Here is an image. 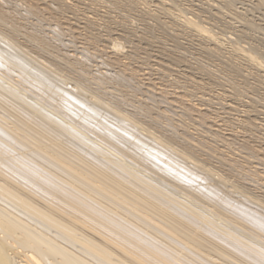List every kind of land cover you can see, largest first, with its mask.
Returning <instances> with one entry per match:
<instances>
[{
    "label": "bare ground",
    "instance_id": "1",
    "mask_svg": "<svg viewBox=\"0 0 264 264\" xmlns=\"http://www.w3.org/2000/svg\"><path fill=\"white\" fill-rule=\"evenodd\" d=\"M150 1L0 0V264H264V26Z\"/></svg>",
    "mask_w": 264,
    "mask_h": 264
},
{
    "label": "rangeland",
    "instance_id": "2",
    "mask_svg": "<svg viewBox=\"0 0 264 264\" xmlns=\"http://www.w3.org/2000/svg\"><path fill=\"white\" fill-rule=\"evenodd\" d=\"M147 1L149 2L150 0H147ZM153 1H154V0H153ZM156 1H157V0H155V2H156ZM187 1H188V2H187ZM191 1H193L194 4H193ZM196 1H197V2H196ZM204 1H205V0H202V1H201V0H195V1H194V0H190V1H189V0H186V1H185V0H181V3H184V4H182L184 7H187V6H188V7L194 8V9H197V8H198V11H200V10H201V7L204 8V4H202ZM213 1H214L215 3H218V2H219V0H213ZM233 1H234L233 4H234L235 7H236V5H238V6H237L238 9L235 8L236 11H238V12H242V11L244 10L243 13H240L241 16H242V18H247V16H248V17L250 16L249 19H251V16H252V19L254 18L253 20L251 19L252 21H255V23L259 22L258 24H260V26H264V25H263V24H264V23H263L264 21L261 20V22H260V19H263V20H264V15L261 14V12L264 11V7H263L262 9L259 8L261 12L258 11V10H259L258 8H257V10H256V7H255V5H256L255 3H258V2H260L261 0H252V1H251V0H242V1H239V0H238L237 2H236V0H233ZM255 1H256V2H255ZM150 2H151V1H150ZM150 2H149V3H150ZM195 2H196L197 4H196ZM235 2H236V3H235ZM238 2H239V3H238ZM261 2L263 3V6H264V1H261ZM149 3H148V5H149ZM237 3H238V4H237ZM241 3H242V6H244V8L241 6ZM245 3H246V5H244ZM187 4H188V5H187ZM190 4H192L193 7H192ZM195 4H196V5H195ZM199 4H201V7L199 6ZM248 5H250L249 8H254V7H255L254 9H251L252 11L254 10L253 13H252L251 10H248V9H249V8L247 7ZM138 6H140V7H138ZM166 6H169V5H166ZM251 6H254V7H251ZM152 7H153V8H152ZM245 7H246V8H245ZM140 8H141V5H140V4H137V6H136L135 8H134V7H133V8H130L131 10L128 9L129 11H128V13H127V15H128V16H127V20H128V19H130V20L125 21V23L128 22V23H127L128 26L124 23L127 27H129V28H131V29H133V30H134V28L136 27V28H135V32H137V33H140V31H141L140 29L143 28V24H144V23L149 22V24H150L151 22H153V21H151V20H150L148 17H146V16H145V18H144V16L141 14V9H140ZM149 8L154 9V5L152 6V4L150 3ZM240 8H241V9H240ZM247 8H248V9H247ZM132 9H133V10H132ZM136 9L139 10L138 13H137V10H136ZM172 9H173V8H172ZM217 9H218V8H214L213 11H214V10L216 11ZM135 10H136V11H135ZM221 10H224V9H221ZM130 11H131V12L133 11V12L130 13ZM173 11H176V10L173 9ZM227 11H228V12H227ZM230 11H231V10H230ZM257 11L260 12V14H259V13H255V12H257ZM156 12H157V11H156ZM158 12H159V13H158ZM158 12H157V13L160 15L159 17H160L161 19H163V20H167V21H168L169 18H168V16H167L166 14H165L166 17H164L165 15L162 16V14H164V13H162V12H160V11H158ZM201 12L204 13V14L200 13L201 16L203 15L202 17H205L206 15H208V13H207L206 11H204L203 9L201 10ZM221 12H222V13H221ZM221 12H220V10H219L220 17H221V19L219 18V19H220V20H219V23L222 24L220 21L223 20L224 18H225L224 21H227V22H228V21L230 20V22H228V23H229V28L227 27L228 30L231 29V27H235V28H238V27H239V28H245V26H244L245 22H243V24H242L241 21H239V23H241L244 27H243L241 24L237 23L238 20H241V19H239L240 17H237V15H238L239 13H237V12H235V11L232 10V12H234L235 14L237 13V15L234 14V16H230V15H233V13H232V12L229 13V10H226V13H225V10H224V11H221ZM223 12H224V13H223ZM175 13H176V12H175ZM227 13H228V15H227ZM244 13H245V14H244ZM262 13H263V12H262ZM132 14H133V18H132V16H131ZM134 14H135L136 17L134 16ZM177 14H178V12H177ZM177 14H176V16H177ZM229 14H230V15H229ZM250 14H251V15H250ZM252 14H253V15H252ZM254 14H255L257 17L254 16ZM139 15H140L141 17H140ZM222 15H223V17H222ZM226 15H227L228 17H227ZM243 15H244L245 17H243ZM258 15H259L261 18L258 17ZM225 16H226V17H225ZM235 16H236V17H235ZM262 16H263V17H262ZM134 17H135V19H134ZM232 17H233V19H232ZM255 17H256L257 19H256ZM138 18H139V19H138ZM142 18H144V19H142ZM166 18H167V19H166ZM226 18H227V19H226ZM235 18H236V19H235ZM237 18H238V20H237ZM131 19H132V20H131ZM231 19H232V20H231ZM234 19L237 20V21H235ZM258 19H259V20H258ZM134 20H135V22H134ZM137 20H139V21H137ZM233 20H234V21H233ZM129 21H130V22H129ZM132 21H133V24L136 23V26H134L135 24L132 25ZM140 21H141V22H140ZM144 21H145V22H144ZM137 22H138V23H137ZM235 22H236V23H235ZM142 23H143V24H142ZM232 23H233V25H232ZM129 24H131V25H129ZM224 24H226V23H224ZM235 24H236V25H235ZM237 24H238V25H237ZM227 25H228V24H227ZM219 26H220V25L217 24L216 27H214L215 31H216V28H217V27L219 28ZM230 26H231V27H230ZM237 26H238V27H237ZM132 27H133V28H132ZM139 27H140V28H139ZM138 28H139V29H138ZM218 28H217V32H220L221 30H219ZM136 29H137V30H136ZM227 29H225V31H226V35H228V32L231 31V30L227 31ZM139 30H140V31H139ZM218 30H219V31H218ZM251 32H253V33H252L253 36H254V35H255V36L258 35V37L261 36V38H262L263 35H264V34H263V33H264L263 31H262V32H260V31H257V32H256V31H255V32H254V31H251ZM251 32H250V33H251ZM258 32H259L260 34H259ZM187 34H188V33H187ZM181 35H182V34H181ZM185 36H186V35H185ZM185 36H183V37L180 36V37H181V38H180V41L182 40V38H184L185 40L183 39L181 42L184 43L183 46H184V45H186V46L180 48L181 50H180V49H179V50H180V51H185V52L188 54V38H187V36H186V37H185ZM222 37H223V36H222ZM157 40H158V39H157ZM263 40H264V37H263ZM162 41H163V42H164V41L168 42V43L164 42V43H166V45H169V44L171 43L169 40H166V39H165V40H162ZM183 41H186V42H183ZM182 43H181V46H182ZM191 45H192V46H191ZM191 45L189 46V51H191L192 49H194V50H192V51H193L194 53L197 52V51H196V50H197V49H196V48H197V45H196L195 43H192ZM224 45H225L224 47H226V49H227V48L229 49V45H227V43L224 44ZM2 47H3V46H2ZM184 48H186V49H184ZM195 49H196V50H195ZM186 50H187V51H186ZM263 53H264V51H263ZM187 56H188V55H187ZM81 99L84 101L85 105L87 106V110L89 111L90 108L92 107V106H91L92 104H89V103L87 102V100L84 99V98H81ZM119 130H120V129H119ZM116 134H117L118 136H121V135H119L118 133H116ZM144 134H145V133H144ZM186 161L188 162V166H191V168L194 169V167H193L194 162L191 161V160H186ZM197 171H198V170H197ZM215 178H216V177H215ZM226 185H228V187H229V185H230L229 182H226ZM236 192H237V193H236L237 196H241V197L244 196V195H241V194L239 193L238 190H236ZM253 202H254V201H253ZM254 203H255V202H254Z\"/></svg>",
    "mask_w": 264,
    "mask_h": 264
}]
</instances>
